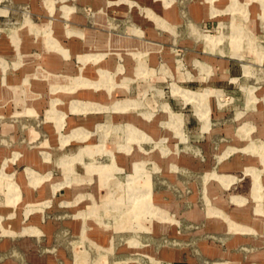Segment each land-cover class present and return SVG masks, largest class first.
Wrapping results in <instances>:
<instances>
[{"label": "rangeland", "instance_id": "obj_1", "mask_svg": "<svg viewBox=\"0 0 264 264\" xmlns=\"http://www.w3.org/2000/svg\"><path fill=\"white\" fill-rule=\"evenodd\" d=\"M0 264H264V0H0Z\"/></svg>", "mask_w": 264, "mask_h": 264}, {"label": "crops", "instance_id": "obj_2", "mask_svg": "<svg viewBox=\"0 0 264 264\" xmlns=\"http://www.w3.org/2000/svg\"><path fill=\"white\" fill-rule=\"evenodd\" d=\"M15 2H19V1H22V0H14ZM131 3V2H130ZM257 6H255V9L257 8L258 10L260 9V6H259V4L257 3L256 4ZM213 11H218V13H220V10H211L210 11V13H209V15H211V16H213L211 13L213 12ZM215 15V14H214ZM64 34H65V32H64ZM43 38H44V42H45V45H46V47L47 48H49V49H52L54 52H56V53H59L62 57H66V50L65 49H63V48H61V47H59L58 45H57V43L52 39V38H50V36H49V31H46V32H44V34H43ZM220 57H226V56H223V55H221ZM227 58V57H226ZM228 58H235V57H233V56H228ZM237 59V58H236ZM247 66V65H246ZM241 73H242V75L243 76H250V72L247 74V75H245L244 74V72H243V65H241ZM31 77H33V78H36V77H38V78H43V79H47V78H49L50 77V75L49 74H47L46 72H44V71H41V70H39V71H37V73H35V74H33ZM30 78V75H25L24 77H23V80H22V85H24L25 87L28 85V79ZM229 80L231 81V82H235L236 81V78H234V77H232V78H229ZM171 87H172V84H171ZM243 90H244V92H245V94H246V97H245V102L247 101L248 103H250V102H255V98H254V96H252V93H253V88L252 87H246V88H242ZM171 90V89H170ZM250 90V94H248V91ZM171 92V91H170ZM194 92V91H193ZM196 93H207V96L210 94V93H213V94H215V95H219V92L218 91H210V90H207V89H204L202 92H196ZM180 99V98H179ZM181 100V99H180ZM182 101V100H181ZM182 103L183 104H185L183 101H182ZM164 104H166V103H164ZM189 105H191V104H189ZM192 106V108H193V113H194V115H195V117L197 118V120L200 122V127H201V129L202 130H206V129H204V127H203V122L198 118V116L196 115V113H195V107L193 106V105H191ZM168 114V113H167ZM169 115V114H168ZM133 245V244H132ZM134 246V245H133Z\"/></svg>", "mask_w": 264, "mask_h": 264}]
</instances>
